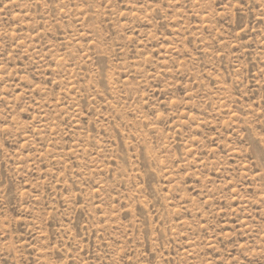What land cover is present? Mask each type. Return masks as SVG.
<instances>
[{
    "label": "rangeland",
    "instance_id": "obj_1",
    "mask_svg": "<svg viewBox=\"0 0 264 264\" xmlns=\"http://www.w3.org/2000/svg\"><path fill=\"white\" fill-rule=\"evenodd\" d=\"M0 264H264V0H0Z\"/></svg>",
    "mask_w": 264,
    "mask_h": 264
}]
</instances>
